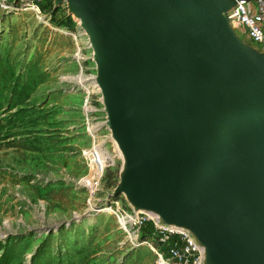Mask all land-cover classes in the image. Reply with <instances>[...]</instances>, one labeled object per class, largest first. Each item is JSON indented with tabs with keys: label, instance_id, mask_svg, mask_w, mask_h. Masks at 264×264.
<instances>
[{
	"label": "water",
	"instance_id": "obj_1",
	"mask_svg": "<svg viewBox=\"0 0 264 264\" xmlns=\"http://www.w3.org/2000/svg\"><path fill=\"white\" fill-rule=\"evenodd\" d=\"M64 1L126 160L115 193L189 234L202 264H264L249 200L264 193V54L230 25L238 0Z\"/></svg>",
	"mask_w": 264,
	"mask_h": 264
},
{
	"label": "rangeland",
	"instance_id": "obj_2",
	"mask_svg": "<svg viewBox=\"0 0 264 264\" xmlns=\"http://www.w3.org/2000/svg\"><path fill=\"white\" fill-rule=\"evenodd\" d=\"M54 1L47 24L17 0L0 7V264H156L137 245L151 224L138 234L125 223L150 214L115 193L125 161L88 37Z\"/></svg>",
	"mask_w": 264,
	"mask_h": 264
},
{
	"label": "built area",
	"instance_id": "obj_3",
	"mask_svg": "<svg viewBox=\"0 0 264 264\" xmlns=\"http://www.w3.org/2000/svg\"><path fill=\"white\" fill-rule=\"evenodd\" d=\"M17 1L23 10L31 11L39 23L47 24L44 11L40 7L42 0ZM0 7L4 10L12 9L8 0H2ZM230 18L240 28L243 39L264 49V0L236 1ZM76 55L81 59L78 56L79 49ZM91 130L93 131L94 128H89V132ZM125 223L130 228H135L138 234L146 224H151L152 229L145 234L146 239L141 240L137 245L149 246L155 253L156 264H202V249L186 232L160 225L155 216L146 214L128 216Z\"/></svg>",
	"mask_w": 264,
	"mask_h": 264
},
{
	"label": "bare ground",
	"instance_id": "obj_4",
	"mask_svg": "<svg viewBox=\"0 0 264 264\" xmlns=\"http://www.w3.org/2000/svg\"><path fill=\"white\" fill-rule=\"evenodd\" d=\"M82 76V75H79ZM77 84H81L82 81L81 80H76ZM84 89V88H83ZM92 131V130H91ZM90 133H94V131H92ZM117 143H118V147L120 149L121 155L126 163L124 154L122 152V147H121V143L116 139ZM238 142L237 143H233L231 149L229 150V152L227 153L228 156L231 157V154H233L235 152V150H238L240 146H238ZM95 146V145H94ZM229 157V158H230ZM228 158V157H227ZM250 202H251V212H250V216L253 218V220L255 222H257L259 224L260 227L264 228V193L259 192V190L255 191L253 196L249 198Z\"/></svg>",
	"mask_w": 264,
	"mask_h": 264
},
{
	"label": "trees",
	"instance_id": "obj_5",
	"mask_svg": "<svg viewBox=\"0 0 264 264\" xmlns=\"http://www.w3.org/2000/svg\"><path fill=\"white\" fill-rule=\"evenodd\" d=\"M53 0H42V2L40 3V7L43 11H45L49 5L52 3Z\"/></svg>",
	"mask_w": 264,
	"mask_h": 264
},
{
	"label": "crops",
	"instance_id": "obj_6",
	"mask_svg": "<svg viewBox=\"0 0 264 264\" xmlns=\"http://www.w3.org/2000/svg\"><path fill=\"white\" fill-rule=\"evenodd\" d=\"M245 40V39H244ZM246 41V40H245Z\"/></svg>",
	"mask_w": 264,
	"mask_h": 264
}]
</instances>
